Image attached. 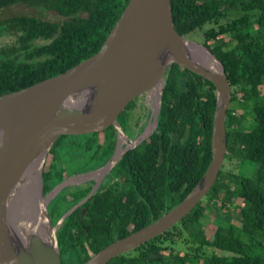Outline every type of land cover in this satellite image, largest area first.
<instances>
[{
    "label": "trees",
    "instance_id": "trees-1",
    "mask_svg": "<svg viewBox=\"0 0 264 264\" xmlns=\"http://www.w3.org/2000/svg\"><path fill=\"white\" fill-rule=\"evenodd\" d=\"M128 1L0 0V17L6 15L0 31L14 37L0 49V96L95 54ZM20 4L41 7L60 19L12 10ZM172 8L180 34L209 27L204 43L223 61L232 86L226 159L242 172L222 167L213 188L189 214L108 264H264V0H172ZM215 108L214 84L174 63L164 88L159 131L128 156L138 167L134 185L141 192L146 189L144 202L127 212L120 208L121 197L102 194L99 213H93L97 224L90 230L95 241L89 248L82 242L74 245L87 254L77 264L90 257L88 250L97 252L153 222L188 194L212 159ZM233 110L240 112L233 115ZM247 162L259 164L254 177L245 175ZM207 214L211 218L204 223Z\"/></svg>",
    "mask_w": 264,
    "mask_h": 264
},
{
    "label": "water",
    "instance_id": "water-1",
    "mask_svg": "<svg viewBox=\"0 0 264 264\" xmlns=\"http://www.w3.org/2000/svg\"><path fill=\"white\" fill-rule=\"evenodd\" d=\"M189 36L175 26L172 0H129L95 54L60 74L0 96V264H62L57 227L48 207L53 193L44 192L49 152L64 132L78 125L106 119L123 132L117 111L147 91L155 118L141 134V143L159 125L174 63L216 88L211 162L172 209L92 252L82 264H108L136 249L168 231L206 197L226 158V120L233 94L223 61L203 41ZM118 157L119 153L109 163Z\"/></svg>",
    "mask_w": 264,
    "mask_h": 264
},
{
    "label": "flooded vegetation",
    "instance_id": "flooded-vegetation-1",
    "mask_svg": "<svg viewBox=\"0 0 264 264\" xmlns=\"http://www.w3.org/2000/svg\"><path fill=\"white\" fill-rule=\"evenodd\" d=\"M151 102L148 92L143 91L117 111L121 133L106 119L101 124L78 125L64 132L49 152L44 170V192L45 195L53 193L48 207L57 227L62 264H77L80 256L87 255L82 248L76 249L75 244L83 243L89 248L94 243L95 237L90 230L97 224L98 217L94 214L99 213L102 194L121 197L120 208H126L127 212H133L139 200L144 202L146 189L141 192L134 185V178L139 176L138 167L128 156L159 131L158 125L153 134L138 143L155 118ZM118 153L120 157L109 163ZM142 174L146 175V168ZM109 209L116 208L110 206ZM88 253L91 256L92 252L88 250Z\"/></svg>",
    "mask_w": 264,
    "mask_h": 264
},
{
    "label": "rangeland",
    "instance_id": "rangeland-1",
    "mask_svg": "<svg viewBox=\"0 0 264 264\" xmlns=\"http://www.w3.org/2000/svg\"><path fill=\"white\" fill-rule=\"evenodd\" d=\"M41 7L38 6H32V5H28V4H20L19 6L13 8V11H21V12H25V13H41L44 14V16L52 18V19H60V17H58L56 14H54L51 11L48 10H42L40 9ZM6 15H3V18L0 17L1 19H5ZM209 27L206 26V28H204V30H197V32H193L191 33V38H196V40H201L204 42V36H205V29H208ZM1 29V28H0ZM14 40V37L12 36V34L10 32H5V33H1L0 31V49L6 45V44H10L12 41ZM252 117H250V119L248 118V121L251 122L252 124L254 123V117L253 114H251ZM222 167L228 168V169H235L236 172L241 171L242 169H239L238 165L236 162H230L228 159L225 158L224 164ZM259 168V164L257 162H247L244 167L243 170L245 171V175L247 176H251L254 177L256 175V172ZM217 209V208H216ZM211 218V214H207L206 217H204L203 221L204 223H207V220H210ZM222 223L224 224H228L227 221H222ZM209 250V249H208ZM211 252V251H209Z\"/></svg>",
    "mask_w": 264,
    "mask_h": 264
},
{
    "label": "built area",
    "instance_id": "built-area-1",
    "mask_svg": "<svg viewBox=\"0 0 264 264\" xmlns=\"http://www.w3.org/2000/svg\"><path fill=\"white\" fill-rule=\"evenodd\" d=\"M239 112H240L239 110H233V111H232V114H233V115H236V114L239 113Z\"/></svg>",
    "mask_w": 264,
    "mask_h": 264
},
{
    "label": "bare ground",
    "instance_id": "bare-ground-1",
    "mask_svg": "<svg viewBox=\"0 0 264 264\" xmlns=\"http://www.w3.org/2000/svg\"><path fill=\"white\" fill-rule=\"evenodd\" d=\"M148 97V96H147ZM148 105H149V103H148ZM148 127V126H147ZM121 142V141H120Z\"/></svg>",
    "mask_w": 264,
    "mask_h": 264
}]
</instances>
